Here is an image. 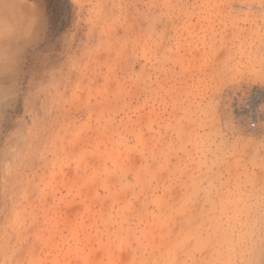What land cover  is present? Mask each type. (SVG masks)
Masks as SVG:
<instances>
[{
	"label": "rangeland",
	"instance_id": "obj_1",
	"mask_svg": "<svg viewBox=\"0 0 264 264\" xmlns=\"http://www.w3.org/2000/svg\"><path fill=\"white\" fill-rule=\"evenodd\" d=\"M0 4V264H264V0Z\"/></svg>",
	"mask_w": 264,
	"mask_h": 264
},
{
	"label": "trees",
	"instance_id": "obj_2",
	"mask_svg": "<svg viewBox=\"0 0 264 264\" xmlns=\"http://www.w3.org/2000/svg\"><path fill=\"white\" fill-rule=\"evenodd\" d=\"M52 31L63 32L71 23L73 4L70 0H47Z\"/></svg>",
	"mask_w": 264,
	"mask_h": 264
},
{
	"label": "clouds",
	"instance_id": "obj_3",
	"mask_svg": "<svg viewBox=\"0 0 264 264\" xmlns=\"http://www.w3.org/2000/svg\"><path fill=\"white\" fill-rule=\"evenodd\" d=\"M5 2V0H0V4H3Z\"/></svg>",
	"mask_w": 264,
	"mask_h": 264
}]
</instances>
